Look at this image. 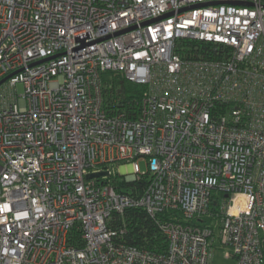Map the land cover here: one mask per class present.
<instances>
[{"label":"built area","instance_id":"obj_1","mask_svg":"<svg viewBox=\"0 0 264 264\" xmlns=\"http://www.w3.org/2000/svg\"><path fill=\"white\" fill-rule=\"evenodd\" d=\"M3 78L0 264H264V0H0Z\"/></svg>","mask_w":264,"mask_h":264},{"label":"trees","instance_id":"obj_2","mask_svg":"<svg viewBox=\"0 0 264 264\" xmlns=\"http://www.w3.org/2000/svg\"><path fill=\"white\" fill-rule=\"evenodd\" d=\"M141 91L142 87L138 84L115 76L113 84L108 85L105 89V101L110 110L119 108L132 114L134 113L133 104L137 101L135 98H139ZM131 98H133L132 102L130 101ZM148 180L143 178L139 183L143 186ZM121 225L126 229L123 234L126 243L139 247H149L158 251L166 250V235L159 229L156 218L151 216L145 209L131 207L125 210L123 216L114 212L110 226L119 228Z\"/></svg>","mask_w":264,"mask_h":264},{"label":"rangeland","instance_id":"obj_3","mask_svg":"<svg viewBox=\"0 0 264 264\" xmlns=\"http://www.w3.org/2000/svg\"><path fill=\"white\" fill-rule=\"evenodd\" d=\"M17 89H18L19 93L23 92L24 87H23L22 83H18ZM140 166H141L142 170L147 169V165L145 164V162L143 160L140 161ZM118 169H120V167ZM121 169L125 170L126 172H128L130 170L128 165L121 167ZM213 262H214V264H234V260L232 258L224 257L221 250H219V249H217L215 251Z\"/></svg>","mask_w":264,"mask_h":264},{"label":"water","instance_id":"obj_4","mask_svg":"<svg viewBox=\"0 0 264 264\" xmlns=\"http://www.w3.org/2000/svg\"><path fill=\"white\" fill-rule=\"evenodd\" d=\"M5 78H3L0 83L4 80ZM103 174H107V171H98V172H91L88 174V177H94V176H100Z\"/></svg>","mask_w":264,"mask_h":264}]
</instances>
